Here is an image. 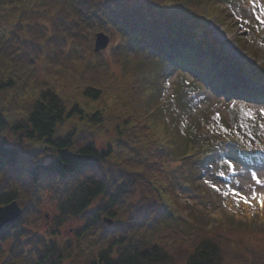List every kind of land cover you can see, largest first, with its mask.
<instances>
[{"label":"trees","instance_id":"obj_1","mask_svg":"<svg viewBox=\"0 0 264 264\" xmlns=\"http://www.w3.org/2000/svg\"><path fill=\"white\" fill-rule=\"evenodd\" d=\"M198 1L62 0L64 9L60 7L59 14L55 2L61 0H49L44 10L40 6L31 14L36 15L34 19H40L42 12L51 16L52 25L58 28L52 36L63 49L76 51L81 36L87 44L92 40L91 33L99 29L120 36L115 45L119 54L122 49L142 52L147 58H158L155 69L170 65L186 77L191 71L194 75L207 71L205 61L210 55L203 56L199 51L209 54L213 43L205 18L190 5L204 3ZM26 3L0 0V22L5 21L6 6ZM63 11L65 17L58 20ZM26 12L23 18H27ZM34 23L22 20L21 31H37L39 23ZM50 46L56 50L55 43ZM43 47L44 43L27 37L0 39V96L20 89V65L35 76L34 63ZM36 82L30 107L25 112L16 110L17 115L24 114L18 119L8 117L10 111L0 99V206L16 200L23 209L18 221L0 231V264H264V227L244 231L226 222L222 223L226 229H204L196 220L186 222L179 217L176 207L169 209L170 203L174 205L170 193L182 185L169 166L192 160L203 134L188 129L183 131L187 136L185 147L177 146V142L167 144L153 131L148 113V119L141 118L122 105L114 115L100 111L89 114L78 100L70 106L54 85ZM188 85L197 83L193 80ZM134 87L135 82L126 83L116 90L124 88L122 91L128 92ZM207 87L212 89L209 84ZM110 91L87 85L81 97L96 103ZM239 92L245 100L264 98L258 92ZM187 95L174 94L182 105V117L192 108L191 100L185 99ZM112 117L114 143L105 146H98L94 137L88 139L83 131L63 129L73 118L101 126ZM231 119L226 127L228 134L219 129L214 135L216 143L218 135L225 136L219 144L231 138L245 150L264 145V127L258 131L252 121ZM193 171L188 178L194 176ZM45 193L55 202L57 214L44 234H38L26 227L25 219ZM105 217L115 221L113 225L107 226ZM73 220H82L83 224L71 237H63L62 229ZM169 228L177 232L167 241L163 232ZM97 234L101 241L86 250L87 240L89 243Z\"/></svg>","mask_w":264,"mask_h":264},{"label":"rangeland","instance_id":"obj_2","mask_svg":"<svg viewBox=\"0 0 264 264\" xmlns=\"http://www.w3.org/2000/svg\"><path fill=\"white\" fill-rule=\"evenodd\" d=\"M47 1L49 0H27L26 5L5 7V21L0 22L1 41L27 37L35 42L44 43L45 48L34 63L35 76L29 74L31 70L20 65L21 69L19 68L17 72L20 74L18 84L20 89L9 96L5 94L0 96L7 106L5 109L10 111L8 117L15 120L24 115L21 112V115H17L16 110L25 112L30 107L31 95L38 86L36 82L38 80L54 85L70 106L78 100L89 114L100 111L106 116L114 115L115 109H122V105L137 112L141 118H147L145 115L148 113L151 117V121L148 122L153 126V131L167 144L177 142V146L185 147L187 136L185 137L183 131L196 129L198 135L203 136L192 160L182 164L172 163L169 166L182 184L176 187L174 194L168 195L174 201V205L169 204V209L174 210L176 207L179 217L184 218L186 222L196 220L198 227L204 229L211 227L226 229L225 225L223 226L226 222L235 225L233 228H241L244 231L264 227V208L259 203V200L264 198V184L258 185L252 178V174L255 173L264 181V145L248 146L245 150L233 147L234 142L231 141L225 142L231 148L227 150L224 148L223 151L217 146L225 136L218 138L217 135V143L214 140V135L219 129L221 133H224L222 129L228 130L226 127L232 122V117L252 121L253 129L256 128L258 131L263 129L264 116L260 115V112L264 110V98L261 99L263 102L257 98L245 100L239 91L242 89L246 93L258 92L264 97V0H225L226 2L203 0L204 3L198 7L191 3L190 5L205 18V25L213 43L209 48V54L203 50L199 51L203 56L210 55L205 61L207 71L198 70L200 72L195 75L191 71L185 73L186 77L183 76L184 72H179L170 65L155 69L154 64L159 61L158 58H147L149 56L142 52L122 49L123 52L119 54L120 50L115 45L120 41V36L99 29L91 33L92 40L87 44L81 36L82 40L78 43L76 51L69 52L67 48L63 49L54 35L52 36L58 28L57 25H52L51 16L46 17L42 12L40 19L38 17L34 19L33 16L36 15L31 14L32 10L40 6V9L44 10ZM155 1L167 3L172 0ZM62 3V0L59 3L55 2L59 14L60 7L63 8ZM25 10L27 18H23ZM63 14L57 19H63L64 11ZM22 20L39 23L38 30L28 32L27 28H23L21 31ZM99 32L107 34L110 42L105 50L95 53V37ZM53 43L56 50L50 46ZM12 67L15 69L13 65ZM196 77L199 78L198 81L195 80ZM193 80L197 85L189 86L188 82ZM134 82L137 87L131 91L123 92L124 88L116 90V86L120 87L126 83L132 85ZM201 83L206 85L201 86ZM92 84L110 88L111 93L100 102H86L81 93L85 86ZM208 84L212 89L207 87ZM225 91H228L229 95ZM186 93L188 95L185 99L191 100L192 108L182 117L179 110L183 111L182 105L179 97L174 94L181 96ZM248 96L250 97L249 94ZM259 119L261 121L257 122ZM114 121L112 117L106 124L103 122L98 126L97 123L91 125L73 118L63 129L83 131L88 135V139L93 136L98 146H105L109 142L114 143L111 132ZM90 132L92 135H89ZM229 139L225 138V141ZM244 150L251 160H244L241 157L240 151ZM225 160L233 164L234 171L227 168V164L223 163ZM195 163L198 165L194 167ZM192 171L195 173L194 176L188 178V173ZM218 172H224V175L220 176ZM205 180L211 183L206 184ZM213 185L220 187L221 191H214ZM232 189L248 196L250 204L240 202L237 206L234 196L224 195L225 191L231 192ZM253 191L257 194V200H251ZM56 214L55 202L48 193H45L42 201L36 204V209L27 213L26 227L30 231L44 234L54 223L53 217ZM82 224V220H73L62 229V236L71 237L74 229ZM176 232V228L172 230L169 228L163 234L168 241ZM97 241H101L99 234L89 240V243L87 240L86 250Z\"/></svg>","mask_w":264,"mask_h":264},{"label":"water","instance_id":"obj_3","mask_svg":"<svg viewBox=\"0 0 264 264\" xmlns=\"http://www.w3.org/2000/svg\"><path fill=\"white\" fill-rule=\"evenodd\" d=\"M110 42V38L104 32H99L95 37V53H99L105 50ZM23 213V209L20 206L18 201H12L11 203L0 206V231L4 229L6 226L18 221ZM46 219H48V214H46ZM104 222L108 225L113 224L112 219H108L105 217Z\"/></svg>","mask_w":264,"mask_h":264},{"label":"snow or ice","instance_id":"obj_4","mask_svg":"<svg viewBox=\"0 0 264 264\" xmlns=\"http://www.w3.org/2000/svg\"><path fill=\"white\" fill-rule=\"evenodd\" d=\"M260 115L264 116V110H262L260 112ZM262 127H264V125H262ZM222 131H224L225 133H227V129H222ZM223 163L227 164V168L229 170H233L234 171V168H233V164L229 161H223ZM218 175L220 176H223L224 175V172H218L217 173ZM252 178L256 181V183L259 185V184H264V181H261L255 173L252 174ZM204 183L206 184H209L211 183L209 180H205ZM213 190L216 191V192H220L221 191V188L220 187H217L216 185H213ZM229 194H231L232 196H234L236 198V204L237 206H239V203L240 202H243L245 204H250V200H249V197L242 194L240 191H237L235 189H232L231 192L229 191H225L224 192V195L225 196H228ZM251 200H257V194L255 191L252 192L251 194ZM259 203H260V206L262 208H264V198H261L259 200Z\"/></svg>","mask_w":264,"mask_h":264}]
</instances>
